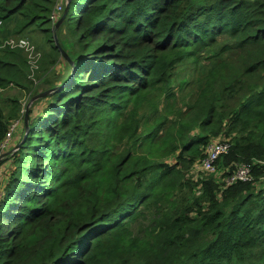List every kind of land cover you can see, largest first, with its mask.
Segmentation results:
<instances>
[{
    "label": "trees",
    "instance_id": "16d2710c",
    "mask_svg": "<svg viewBox=\"0 0 264 264\" xmlns=\"http://www.w3.org/2000/svg\"><path fill=\"white\" fill-rule=\"evenodd\" d=\"M57 2L0 0V90L44 99L0 96V264H264V0ZM34 30L36 82L1 45ZM221 131L251 179L188 174Z\"/></svg>",
    "mask_w": 264,
    "mask_h": 264
},
{
    "label": "built area",
    "instance_id": "2783aa9c",
    "mask_svg": "<svg viewBox=\"0 0 264 264\" xmlns=\"http://www.w3.org/2000/svg\"><path fill=\"white\" fill-rule=\"evenodd\" d=\"M65 3L66 0H58V2L54 5L50 13V19L53 23H55L57 21V18L60 17ZM1 45H7L12 48L19 47L24 50L30 68L29 76L34 80V82H36L35 71L38 68V59L40 58V52L35 48L34 44L24 36H8L4 38ZM23 110L24 109L22 108L21 111L23 112ZM20 120L21 118H17L11 121L5 133L4 141L12 137L13 132L20 124ZM2 144L3 143L0 144V147ZM229 147V136L212 137L204 146L202 158L193 163V167L212 175L216 174L217 167L215 165V161L220 157L221 154L226 153L229 150ZM260 161L262 162V160ZM250 172L251 169L249 164L240 163L232 172L227 173V176L225 179H223V182L230 183L238 179L249 180L252 178Z\"/></svg>",
    "mask_w": 264,
    "mask_h": 264
},
{
    "label": "rangeland",
    "instance_id": "374dc122",
    "mask_svg": "<svg viewBox=\"0 0 264 264\" xmlns=\"http://www.w3.org/2000/svg\"><path fill=\"white\" fill-rule=\"evenodd\" d=\"M58 20V18H57ZM43 32L40 31V30H34L31 32V34H23L24 36H26L31 42H33V44L37 45V44H42L43 45V36H42ZM39 41V43H38ZM40 52V51H39ZM39 61V59H38ZM62 62V60H60L56 66H55V69L56 71H60L61 70V65L60 64ZM205 67L206 66H201V65H195L193 62H189V61H185V62H182L180 63L176 70L177 72H184V73H192L193 74V79L196 80L205 70ZM35 78L37 80V77L35 75ZM19 96L22 100V108L24 109L23 112H24V116L25 114L30 110L32 109V114H35V112H38V109H40V107H42L43 103H44V99L38 101L36 104L34 103H30L31 100H34L36 98H29V94L28 92H26L24 89L22 88H19L18 86H9L7 87L6 89H4L3 91L0 90V96ZM180 96V94H179ZM179 100V99H178ZM177 104L179 105V102H177ZM31 106V107H30ZM22 120L23 118L21 117V120H20V124L19 126L15 129V131L13 132L12 134V137L9 139H6L4 141V138L3 140L1 141V143H3L1 145V149H0V161L1 164H0V185L2 186L5 178H6V172L8 171V169H10L11 167V164H10V159L9 158H6L5 156L7 155L6 153L11 150V149H17L19 146H18V143L16 144V141L21 133L20 131V125L22 123ZM217 136H229L228 134H226L224 131H221L217 134ZM230 137V136H229ZM0 143V144H1ZM204 149V147H203ZM202 158L199 157L196 161H194L193 163L197 162L198 160H200ZM193 163H192V166H191V169L189 170V175L193 176V180H200V179H203L205 177H208V175H212V174H209V173H206V172H203L201 171L200 169H195L193 167ZM215 165L217 167V173L214 174L217 179L219 181H223V179L226 178L227 176V170H228V167L227 165H219L216 161H215ZM213 176V175H212ZM200 188V186H197ZM199 191V190H198Z\"/></svg>",
    "mask_w": 264,
    "mask_h": 264
},
{
    "label": "water",
    "instance_id": "95a60500",
    "mask_svg": "<svg viewBox=\"0 0 264 264\" xmlns=\"http://www.w3.org/2000/svg\"><path fill=\"white\" fill-rule=\"evenodd\" d=\"M68 2H69V0H66V7H65V9L63 10V12L61 13V15H60V17L58 18V20L55 22V24L57 25L63 18H64V16H65V14H66V11H67V8H68ZM55 44L56 45H58V48H60V51L65 55V56H67L66 55V52L62 49V47L59 45V43H58V40L57 39H55ZM46 93V92H45ZM43 94V93H42ZM42 94H38V95H35V96H33V98H37L38 96H40V95H42ZM24 122H27V116H26V114H25V116H24ZM25 124H27V123H25Z\"/></svg>",
    "mask_w": 264,
    "mask_h": 264
}]
</instances>
